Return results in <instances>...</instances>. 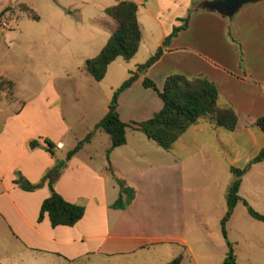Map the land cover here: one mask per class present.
Listing matches in <instances>:
<instances>
[{"label": "crops", "instance_id": "obj_1", "mask_svg": "<svg viewBox=\"0 0 264 264\" xmlns=\"http://www.w3.org/2000/svg\"><path fill=\"white\" fill-rule=\"evenodd\" d=\"M114 1L46 0L49 13L46 25L68 30L55 32V41L82 37L87 27L104 28L109 34L115 21L102 18L101 13ZM134 1L140 38L132 55V70L152 54L155 46L158 50L155 59L142 71H135L132 81L116 97L117 115L128 124L124 136L127 130H137L133 121L147 118L161 105L155 90L144 86L142 78L148 77L160 88L170 72L201 73L211 79L218 91V102L233 107L234 127L227 130L199 117L179 133L169 149L151 144L141 135L147 147L141 151L127 150V155L121 157L129 163H119L115 155L118 147H128L127 137L109 150L113 151L111 158L105 154L108 143L104 139L98 156L83 150L81 145L65 158V151L78 138L69 139L65 146L70 126L57 106L41 103L40 99L48 102V95L43 98L37 91L28 101L18 100L16 104L14 95L0 96V250L15 248L17 253L16 263L0 259V264H32L30 261L37 260L39 252L50 260L60 258L68 262L87 255L133 251L162 241L179 242L183 252L184 236L174 234L180 223L179 215L171 218L150 214L163 200L164 190L168 188L173 197L175 210L182 201L183 165L191 173L208 174L210 182L203 189L213 188L220 172L229 170V166L243 167L264 145V131L254 122L257 116L264 115V0L245 2L229 17L201 6L203 0ZM17 2L29 7L34 18H38L39 10L31 1L6 0L0 6H13ZM72 15L74 20H70ZM183 17L184 27L163 41ZM138 51L141 52L136 57ZM187 130L190 132L183 134ZM200 131L205 132L195 140L193 133ZM100 137L103 138L99 134ZM105 137L108 138L107 134ZM31 139L35 141L33 146L28 144ZM44 139L52 142L50 151L45 148ZM145 153L156 157L135 159ZM58 161L61 164L55 165ZM50 167L58 171L53 189L65 200L83 206L81 216L70 225L52 226L45 213L37 219L40 201L49 193L46 180L31 189L21 188L13 181L18 177L37 182ZM115 177L134 190L132 198L122 207L110 205L119 190ZM231 178L225 177L221 184L223 195ZM237 194L256 211L264 213V159L248 164L240 176ZM204 201L210 204L212 198ZM238 203L246 211L245 205L235 202L225 224ZM184 257L183 252L181 261Z\"/></svg>", "mask_w": 264, "mask_h": 264}, {"label": "rangeland", "instance_id": "obj_2", "mask_svg": "<svg viewBox=\"0 0 264 264\" xmlns=\"http://www.w3.org/2000/svg\"><path fill=\"white\" fill-rule=\"evenodd\" d=\"M5 1L0 0V4ZM23 1H31L36 5L39 10L38 18L31 17L22 7L21 2L13 6H0V75L12 81L8 96L14 95L15 104L21 100L28 101L37 91L41 92L43 98L49 96L47 103L45 99H40L43 101L41 103L57 106L64 120L69 123L70 130L64 139L66 146L67 141L69 139L71 141L74 136L78 139L83 138L85 133L93 128V124L102 117L101 115L111 109L109 100L112 91L128 77L133 69L134 57L124 60L116 56L106 64L102 77L93 79L84 69L83 63L84 59L94 55L105 41L108 34L104 28L93 30L87 27L84 29L83 38L80 36L70 41L64 39L55 41V32L62 33L68 30L54 29L46 25L49 16L46 0ZM16 7L21 9L15 10ZM101 16L112 20L105 13H101ZM70 20H74V15L70 16ZM157 50L158 46H155L151 55ZM140 52L138 51L135 56H139ZM6 95L4 91H0L1 98ZM185 132L183 134L190 131ZM204 132L191 133L197 140ZM99 134L103 138H98ZM141 135L144 137V133L139 129L125 132L128 147L120 146L115 149L119 163H129L127 158L121 157L127 155V150L141 151L147 147ZM105 136L104 131L93 129L88 139L82 141L83 150L91 151L98 156L103 146V139L104 143L106 141L108 143V138ZM88 140L90 141L86 143ZM148 141L159 146L152 139ZM112 152L109 151L107 157L111 158ZM155 157L154 154L145 153L135 159L143 161ZM108 160L107 158L106 161ZM231 176L232 173L224 169V173H219L216 185H212L213 188L208 186L203 189L204 184L210 182L209 175L191 173L183 165L181 204L177 203L174 210L173 197L167 188L164 190L163 200L156 206V211L151 209L152 217L163 215L173 218L174 215H179L180 223L176 225L174 234L182 235L185 239L182 243L185 257L179 264H222L226 244L218 221L225 207V193L223 195L221 191V184L225 177L227 179ZM207 197L212 198L210 204L204 201ZM162 230L160 227V231ZM225 233L237 264H264V221L250 217L244 207L238 203L225 224ZM180 250L179 242L162 241L133 251L111 255H87L68 262L60 258L55 261L50 260L44 253L39 252L37 260L32 258L30 263L163 264ZM16 255L15 248L0 250V259H4L6 263H16Z\"/></svg>", "mask_w": 264, "mask_h": 264}, {"label": "trees", "instance_id": "obj_3", "mask_svg": "<svg viewBox=\"0 0 264 264\" xmlns=\"http://www.w3.org/2000/svg\"><path fill=\"white\" fill-rule=\"evenodd\" d=\"M22 7L30 13L31 17H35L29 7L24 4ZM103 11L115 21V26L109 32L98 51L94 55L84 59V69L93 79L101 78L105 71L106 64L116 56H120L124 60L130 58L136 51L140 38L139 25L135 17L136 2L134 0H115L111 4L105 6ZM217 11L222 13L220 10ZM181 20L182 22L180 24L172 26L163 41H166L174 35L178 29L184 27L185 17L181 18ZM154 59L155 55H151L143 62L136 64L135 70H131L128 77L122 80L112 91L109 100V105H112L111 109L106 111L104 115L93 124V128L87 131L83 138L77 139L72 147L65 151V158L69 157L77 150L81 146L82 141L88 139L93 129L102 130L108 136V145L105 148V154H107L112 147L120 145L125 141L124 130L125 126L128 124L121 121L117 115L115 110L116 97L118 93L132 81L135 71H142ZM141 82L144 86H149L155 90L161 100V105L147 118L133 121L132 123L135 128L141 130L146 137L154 140L163 149H169L179 133L199 117H205L214 125L221 126L227 130H231L234 127L236 116L232 105L218 102L216 85L204 74L197 73L185 75L180 72H170L164 77L160 88L148 77H143ZM11 86L12 81L0 75V91L2 90L8 95ZM254 122L264 131V115L257 116ZM44 140L46 143L45 148L50 151L52 142L48 139ZM28 144L33 146L35 141L31 139L28 141ZM263 159L264 145L257 150L243 167L237 168L229 166L232 178L224 195L225 208L222 215L219 217L220 232L226 244L222 264H237L234 259L231 244L226 238L224 226L235 202L240 201L245 205L247 213L253 218L264 220V213L256 211L243 197L237 194L240 176L247 168L248 164ZM57 173L58 171L55 168L50 167L43 172L37 182L30 183L18 177L13 178V181L21 188L31 189L39 185L43 180H46L49 193L40 201L37 219L45 213L52 226L56 224L70 225L81 216L83 206L65 200L53 189L52 182ZM115 181L119 186V190L117 196L110 205L112 207H122L132 198L134 190L131 186L125 184L120 177H115ZM182 258L183 252L179 251L163 264H178Z\"/></svg>", "mask_w": 264, "mask_h": 264}, {"label": "water", "instance_id": "obj_4", "mask_svg": "<svg viewBox=\"0 0 264 264\" xmlns=\"http://www.w3.org/2000/svg\"><path fill=\"white\" fill-rule=\"evenodd\" d=\"M252 1V0H203L201 5L207 8H213L216 10L222 11V13L229 17L235 10L243 3ZM60 162H57L55 165H60Z\"/></svg>", "mask_w": 264, "mask_h": 264}]
</instances>
